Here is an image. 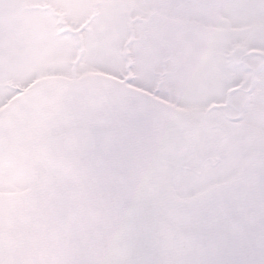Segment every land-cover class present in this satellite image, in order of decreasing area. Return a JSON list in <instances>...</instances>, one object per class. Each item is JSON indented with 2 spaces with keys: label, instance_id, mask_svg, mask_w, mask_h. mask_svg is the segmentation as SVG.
Returning a JSON list of instances; mask_svg holds the SVG:
<instances>
[{
  "label": "snow or ice",
  "instance_id": "1",
  "mask_svg": "<svg viewBox=\"0 0 264 264\" xmlns=\"http://www.w3.org/2000/svg\"><path fill=\"white\" fill-rule=\"evenodd\" d=\"M0 264H264V0H0Z\"/></svg>",
  "mask_w": 264,
  "mask_h": 264
}]
</instances>
